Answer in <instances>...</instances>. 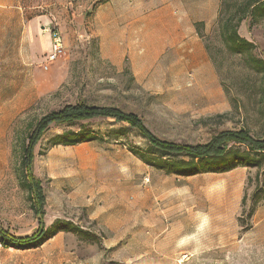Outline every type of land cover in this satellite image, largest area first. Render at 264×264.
Returning <instances> with one entry per match:
<instances>
[{"label": "rangeland", "instance_id": "1", "mask_svg": "<svg viewBox=\"0 0 264 264\" xmlns=\"http://www.w3.org/2000/svg\"><path fill=\"white\" fill-rule=\"evenodd\" d=\"M246 1L222 0V14ZM175 2L0 0V228L15 239L47 231L30 248L0 242V264H264L257 169L168 174L146 162L158 154L126 122L51 125L32 162L44 213L29 192V136L69 105L135 114L157 137L181 144L240 129L264 136V76L215 30L200 38L210 66L198 60L181 70L168 47L174 35L160 25L178 15ZM54 34L63 53L51 64ZM239 34L264 60V11L247 16Z\"/></svg>", "mask_w": 264, "mask_h": 264}, {"label": "trees", "instance_id": "2", "mask_svg": "<svg viewBox=\"0 0 264 264\" xmlns=\"http://www.w3.org/2000/svg\"><path fill=\"white\" fill-rule=\"evenodd\" d=\"M221 6L218 19L212 30L220 35L225 44L235 54L243 55L248 65L264 76V60L252 55L255 45L239 34L240 24L247 16L257 17L258 12L264 11V0H247L239 6L233 14H222ZM218 22V23H217ZM215 28V29H214ZM199 37L205 39L203 23L196 24ZM97 118H112L116 121L126 122L138 129L148 140L151 149L158 155H149L146 162L168 174L178 176H194L202 173H226L238 167L256 168V181L260 176L264 178V136L254 137L245 129L230 130L218 133L204 144H181L163 140L153 134L137 115L125 113L112 107L88 106L86 104L69 105L61 110L45 115L34 127L29 136V144L25 147L22 165L26 170L27 185L30 194L36 200L35 205L43 212L45 197L42 184L32 172L34 150L51 125L88 121ZM75 141L74 143H78ZM175 158L172 160L171 158ZM263 186H256L253 199L257 202ZM247 195L243 197L245 206ZM254 209L249 213L251 217ZM44 217V214H43ZM74 229V228H73ZM77 229V228H76ZM47 235V231L39 230L32 237L15 239L0 228V242L5 247H34L40 244Z\"/></svg>", "mask_w": 264, "mask_h": 264}, {"label": "crops", "instance_id": "3", "mask_svg": "<svg viewBox=\"0 0 264 264\" xmlns=\"http://www.w3.org/2000/svg\"><path fill=\"white\" fill-rule=\"evenodd\" d=\"M221 1L176 0L178 15L166 22L161 21L160 25L166 32L174 35L169 40L168 47L176 51L175 57L178 65L182 67L181 70L186 71L194 66L198 68V60L203 62L202 65L210 66L208 53L197 33L196 24L203 23L204 33L209 34L218 19Z\"/></svg>", "mask_w": 264, "mask_h": 264}, {"label": "built area", "instance_id": "4", "mask_svg": "<svg viewBox=\"0 0 264 264\" xmlns=\"http://www.w3.org/2000/svg\"><path fill=\"white\" fill-rule=\"evenodd\" d=\"M52 44H53L52 52L50 53L48 57V62L51 64L57 61L63 53V43H62L61 38L57 34H54ZM46 68H48V66H46Z\"/></svg>", "mask_w": 264, "mask_h": 264}, {"label": "water", "instance_id": "5", "mask_svg": "<svg viewBox=\"0 0 264 264\" xmlns=\"http://www.w3.org/2000/svg\"><path fill=\"white\" fill-rule=\"evenodd\" d=\"M40 218H42V217L40 216Z\"/></svg>", "mask_w": 264, "mask_h": 264}]
</instances>
